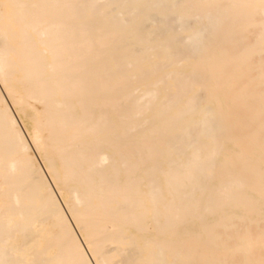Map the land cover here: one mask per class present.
I'll list each match as a JSON object with an SVG mask.
<instances>
[{
  "label": "bare ground",
  "instance_id": "obj_1",
  "mask_svg": "<svg viewBox=\"0 0 264 264\" xmlns=\"http://www.w3.org/2000/svg\"><path fill=\"white\" fill-rule=\"evenodd\" d=\"M0 264H264V0H0Z\"/></svg>",
  "mask_w": 264,
  "mask_h": 264
}]
</instances>
